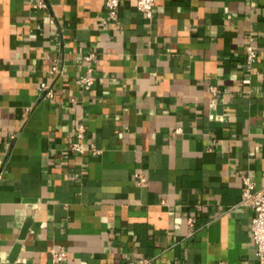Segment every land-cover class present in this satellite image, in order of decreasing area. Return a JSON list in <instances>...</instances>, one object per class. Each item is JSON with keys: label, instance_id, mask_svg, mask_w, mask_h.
I'll use <instances>...</instances> for the list:
<instances>
[{"label": "crops", "instance_id": "0c3cea01", "mask_svg": "<svg viewBox=\"0 0 264 264\" xmlns=\"http://www.w3.org/2000/svg\"><path fill=\"white\" fill-rule=\"evenodd\" d=\"M44 1L0 0V264H260L241 176L264 189V0H155L150 20L121 0L108 23L104 0Z\"/></svg>", "mask_w": 264, "mask_h": 264}, {"label": "built area", "instance_id": "2783aa9c", "mask_svg": "<svg viewBox=\"0 0 264 264\" xmlns=\"http://www.w3.org/2000/svg\"><path fill=\"white\" fill-rule=\"evenodd\" d=\"M121 0H104L105 18L103 23L114 22L118 18V9ZM30 5L34 9H46L47 5L44 0H31ZM155 7V0H136L135 8L142 12L148 20L153 18ZM254 37L252 34H248L245 37V43L243 48V71L245 76L241 82L243 84H249V76L252 73L253 64L256 60V50L253 46ZM96 57L95 52H89L84 55L83 59L86 64V70L84 75L78 77L77 82L80 85L90 87L94 83L93 67L90 62ZM51 70L54 72H60L57 63L51 66ZM41 89H47L46 94H50L51 91L46 83L40 84ZM210 90L216 92L215 86H211ZM85 135L86 127L83 123H77L73 129V139L69 143V151L71 153H81L85 149ZM89 149L92 153L98 154L100 151L96 149L93 144L89 145ZM140 177V175H137ZM242 188H241V203L249 207L254 215L249 224V230L252 240L255 245L256 253L259 257L260 264H264V189L257 188L255 186L253 178L248 174H242L241 176ZM190 223L192 219L189 220ZM51 262L53 264H61L68 258V253L65 249L59 248L50 252ZM127 264H133L129 262ZM138 264H150V260H140Z\"/></svg>", "mask_w": 264, "mask_h": 264}]
</instances>
